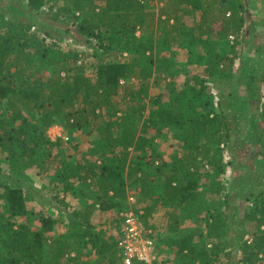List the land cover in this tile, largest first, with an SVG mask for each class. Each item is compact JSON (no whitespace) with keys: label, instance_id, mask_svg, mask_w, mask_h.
Wrapping results in <instances>:
<instances>
[{"label":"trees","instance_id":"obj_1","mask_svg":"<svg viewBox=\"0 0 264 264\" xmlns=\"http://www.w3.org/2000/svg\"><path fill=\"white\" fill-rule=\"evenodd\" d=\"M25 1L26 8L17 6L24 0L0 4L5 10L0 8V154L5 158L4 166L0 165V264H110L108 257L117 253L115 238L96 232L82 217L75 220L74 213L68 215L72 227L80 225L83 232L71 228L61 235L55 232L59 220L53 213L28 209L27 202L35 196L28 172L35 169L36 174H47L57 159L59 165L48 175L50 192L62 195H55L56 201L83 190L93 200L91 211L123 212L119 200L124 198L126 172L139 184L140 200L149 207L147 215L157 204L182 205L190 200L196 204L197 218L205 222L208 236L203 241V231L191 232L176 242L175 253L183 264L264 263V190L235 221L224 211L216 212L231 204L220 178L225 170L223 152L232 149V123L226 99L222 95L214 99L208 90L236 81L239 69L235 72L233 66L243 53L237 54L227 41L218 45L200 39L202 69L185 73L179 84L175 80L179 73L149 54L145 67L135 73L139 81L132 90L121 85L130 74L129 60L151 49L135 36L144 0H66L50 16L41 12L43 0ZM220 1L230 17L212 20L206 28L209 36L225 38L239 31L245 40L250 21L247 1ZM175 2L176 9L183 2L194 10L201 5L200 0ZM55 31L71 34L79 42L86 38L87 44L95 41V50L102 49L103 55L126 53L129 59L100 62L90 79L84 66L77 64L83 61V52H63L58 45L62 37H54ZM196 42L190 38L187 43ZM161 82L163 91L150 94ZM259 82L264 88V70ZM244 100L256 119L253 143L264 149V89L262 93L246 90ZM121 101L126 102L124 109H120ZM54 126L65 131L66 141L47 135ZM168 129L178 140V153L170 166L162 162L151 173V157L156 155L151 146ZM74 131L97 135L93 143L99 164L85 167L68 158L62 145L71 142L68 134ZM53 150H57L55 155ZM164 167L168 172L159 183L157 176ZM242 186L243 180L235 184L237 195ZM209 192L216 197L206 199ZM44 200L43 204H49ZM59 206L58 211L68 213L64 201ZM143 215H139L141 220ZM164 216L166 223L174 222L166 230H174L177 216L169 212ZM246 222L254 223L250 242H243L244 234L239 232ZM91 255L97 257L94 263L83 259Z\"/></svg>","mask_w":264,"mask_h":264},{"label":"rangeland","instance_id":"obj_2","mask_svg":"<svg viewBox=\"0 0 264 264\" xmlns=\"http://www.w3.org/2000/svg\"><path fill=\"white\" fill-rule=\"evenodd\" d=\"M5 0H0V4ZM176 0H144V9L140 12L141 24L138 25L135 31V36L142 42L151 47L149 51H146L145 55L137 56L132 55L129 60L130 74L127 80H121V85L125 88H131L132 90L137 89L139 78L135 75L136 72L145 67V59L149 54L155 59L165 60L166 64L171 67L174 72L179 73L176 82L182 83L184 80V74L187 72H195L202 69L200 63L199 53L202 52L200 39L205 41L210 39L214 44L225 45V41L229 45L235 47L236 53H243L240 60L235 61L233 66L235 72L238 70V78L232 84L220 85L217 87H210L208 93L215 99L219 95L226 99L227 102V114L231 120V140L232 149L231 151H224V175L222 176V182L227 186V192L229 194L230 205L220 207L218 211H224L234 221L241 216L245 207L252 205L254 197L260 194L264 190V149L258 148L253 143V128L252 125L255 123V116L252 114L248 103L245 98L246 90L258 89L260 93L263 91V87L259 82V74L264 70V0H246L249 18L248 32L245 34V40L242 39V32L236 31L230 36L225 38H216L209 36L206 30L209 27L212 20L220 19L226 21L229 19L230 13L224 14L222 3L220 0H200V8L194 10L189 3L177 5V9L173 3ZM41 6V12L47 16L52 15V12H56L57 9L61 8L66 0H43ZM26 8V1L23 4L17 5ZM52 10H48V8ZM2 8V5H0ZM184 8V13L180 12ZM180 9V10H178ZM5 11L4 8L1 12ZM49 11V12H48ZM91 11V9H90ZM89 11V12H90ZM178 11L176 14L175 12ZM9 17V15H6ZM79 17H83L79 15ZM19 20V18H18ZM54 37L61 38L58 41L59 47L63 52H83V61L78 62V66H84L83 71L85 75L90 79H94V69L96 65H99L102 61L124 58L129 59L126 53L123 56L115 55H103L102 49L95 50L96 42L92 41L91 44L85 43L86 38H83L82 42H79L75 36L71 34H64L55 31ZM190 38H194L198 43L196 45H189L187 42ZM225 39V40H224ZM244 49V52L242 51ZM219 52V47L216 50ZM115 53V52H111ZM232 54V53H231ZM227 53V55H231ZM131 57V56H130ZM145 57V58H144ZM171 60V64L169 61ZM169 79L165 80L167 83ZM257 82V83H256ZM164 83L161 82V86L158 88L151 89L150 94L156 95L163 91ZM128 89V90H129ZM126 93V92H125ZM126 107V102L121 101L120 109ZM63 130L60 127L57 129L54 127L49 128L47 135L51 136L53 140H56L57 135L63 134ZM59 131V132H58ZM173 131L165 130L164 136L157 138L151 148L156 151L151 158L154 164L151 167L150 172L154 173L155 166L164 162L170 166L174 157L178 153L177 138L172 134ZM177 133V132H176ZM175 134V133H174ZM67 135V134H66ZM56 136V138H55ZM69 140L62 145L66 150L68 158L73 159L76 163L82 166H94L99 164L101 161L97 160L99 152L96 148V144L93 140L97 138L96 134L91 136L85 135V133L72 132L68 134ZM74 143V145H73ZM131 152V149H130ZM57 150H53L55 155ZM144 155L147 157L150 155L149 151H146ZM159 158V159H158ZM4 156L0 154V165L4 166ZM59 160H55L50 164V171L47 174L39 175L36 174L35 169L28 172L30 177V183L34 187L35 196L34 199L27 202V207L36 213L43 212L45 214L53 213V216L59 220L55 226V232L61 235L71 230L76 229L79 232H83L80 225L75 228L72 227L73 220L68 218L69 213L73 218L81 219L84 222H89L95 228L96 232H101L105 237H113L118 240L121 226V213H123L128 206L137 213V215H143L141 220L143 228L146 230V236L154 241L156 250L158 252L157 262L155 264H183V260L179 259L175 253L176 242L183 236L191 232L203 231L204 237L201 238L203 241L208 236L207 226L203 220H198L196 214V204L190 200L188 203L182 205L173 204L162 205L157 204L151 208L150 213L147 215L145 208L148 207L146 203L141 202L139 197V184L133 182L125 173V184L122 187V193L124 198L119 200L123 204V212L112 210L109 212L98 211L97 208L91 211L90 204L92 198H90L89 191L83 192L76 191L73 195L68 193L64 200L59 198L55 200V195H61V193L50 192L51 186H49L48 175L55 170V166L59 165ZM168 172V168L164 167L161 173H158L157 179L161 183L164 179V175ZM210 181L211 179H203L202 182ZM243 180L242 193L237 195V188L235 184L240 183ZM223 186L225 187V185ZM78 189V186H75ZM95 192V191H94ZM5 193H3L4 195ZM132 196L134 198V204H130L127 201V197ZM206 199L216 197L214 193H207ZM104 198V197H103ZM46 199V203L43 204ZM51 201V203H50ZM59 201H64V208L68 213L58 211L61 209ZM3 204V202H0ZM151 205V203H149ZM87 206V207H86ZM239 207L241 208L239 210ZM149 208V207H148ZM89 211H86L88 210ZM172 213L179 222L176 224L174 230L168 231L166 228L174 222H165V213ZM235 223V222H233ZM254 230V223L250 222L239 228V232L243 235L242 241L250 242L252 232ZM213 242H216L211 238ZM199 243L200 240H198ZM89 263H94L97 260L95 255L83 258ZM108 260H111L110 264H122V253L117 250V253L113 256H109ZM136 264V263H133ZM264 264V263H257Z\"/></svg>","mask_w":264,"mask_h":264},{"label":"built area","instance_id":"obj_3","mask_svg":"<svg viewBox=\"0 0 264 264\" xmlns=\"http://www.w3.org/2000/svg\"><path fill=\"white\" fill-rule=\"evenodd\" d=\"M57 137L66 141V137L62 133ZM127 201L134 204L132 196L127 197ZM117 248L122 253V264H155L157 262L158 252L155 243L149 235L146 236V230L143 228L139 216L130 205L121 213Z\"/></svg>","mask_w":264,"mask_h":264},{"label":"crops","instance_id":"obj_4","mask_svg":"<svg viewBox=\"0 0 264 264\" xmlns=\"http://www.w3.org/2000/svg\"><path fill=\"white\" fill-rule=\"evenodd\" d=\"M49 137L53 140V138L49 135Z\"/></svg>","mask_w":264,"mask_h":264},{"label":"clouds","instance_id":"obj_5","mask_svg":"<svg viewBox=\"0 0 264 264\" xmlns=\"http://www.w3.org/2000/svg\"><path fill=\"white\" fill-rule=\"evenodd\" d=\"M56 127H59V126H55V128H56Z\"/></svg>","mask_w":264,"mask_h":264}]
</instances>
